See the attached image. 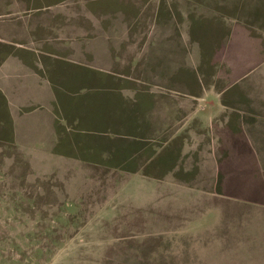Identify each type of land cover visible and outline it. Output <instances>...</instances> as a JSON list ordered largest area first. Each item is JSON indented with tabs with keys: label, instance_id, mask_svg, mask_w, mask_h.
Masks as SVG:
<instances>
[{
	"label": "rangeland",
	"instance_id": "1",
	"mask_svg": "<svg viewBox=\"0 0 264 264\" xmlns=\"http://www.w3.org/2000/svg\"><path fill=\"white\" fill-rule=\"evenodd\" d=\"M10 2L0 0V12L14 11L1 15L0 25L18 15L28 17ZM46 3L58 7L60 0ZM154 3L159 7L149 12V23L146 14L136 22L138 29L129 20L132 29L122 31V45L115 48L117 62L107 67L120 74L117 84L122 81L125 94L94 87L100 84L94 74L90 86L78 87L88 79L86 70L72 76L67 68L68 77L60 67L54 70L56 82L70 87L60 105L69 109L65 120L58 105L57 129L81 127L83 141L77 144L69 133V142L36 162V173L30 159L0 131V264H195L194 217L215 216L211 204L217 191L208 183L182 188L128 172L160 176L174 170V176L181 171L189 176L212 152L222 154L221 167L237 166L244 152L248 157L244 136L230 131L240 108L264 105V0H188L187 6L185 0L180 12L170 10L165 0ZM153 20L169 21L175 28H147ZM10 29L5 35L18 38ZM40 34L50 40L51 30ZM42 48L62 52L55 44ZM93 58L91 65L102 66ZM147 88L155 90L152 96L135 92ZM170 99L200 102L208 113L216 112L220 102L226 106L211 125L189 111L176 112L162 125L153 111ZM59 148L74 156H61ZM179 225L186 230L163 229Z\"/></svg>",
	"mask_w": 264,
	"mask_h": 264
},
{
	"label": "crops",
	"instance_id": "2",
	"mask_svg": "<svg viewBox=\"0 0 264 264\" xmlns=\"http://www.w3.org/2000/svg\"><path fill=\"white\" fill-rule=\"evenodd\" d=\"M98 1L64 0L61 2L60 0L58 7H54L53 4H47V0H12L10 5L15 3L18 9L23 10L28 17L25 19V16L18 15L16 20L12 19V23L8 19L6 23L0 25L2 30L0 34L1 138L22 151L24 156L30 159L32 166L38 164L36 162L42 159L43 155H54L52 152L55 150L52 151V149L58 147L59 143L69 142V133L74 135L73 141H77V144L84 140L83 135L86 134L79 132L82 131L81 127L78 131H58L56 112L60 109L63 116L61 119L66 117L63 113L69 109L68 107L61 109L60 105L65 94L70 93V87L66 81H62L63 84L66 82L65 86L56 82L54 70L60 67L62 74H67L64 72L68 68L72 76H75L78 70H86L88 79L81 82L78 87L89 85L88 81L90 82L94 74L93 77L100 80V84L94 87L101 86L125 94L122 81L118 80L117 84V76L120 74H117V71H108L107 67L117 62L118 55L115 48L122 45L124 37L122 31L138 29L140 25L138 26L136 22H140V15H148L149 23L151 17L149 12H152L154 7H159L154 0H101V3H97ZM122 1L128 5L126 7H130V10L121 5ZM165 2L170 10L180 12L179 8L183 7L185 0L170 2L165 0ZM36 3H41L40 5L43 6H31ZM187 3L188 0H186V6ZM164 8L169 10L167 6ZM6 11L8 12H0V16L14 12H9L10 9ZM47 12H52V15L45 16ZM128 14L130 18L127 17ZM177 20L176 24L181 22ZM169 23L164 20H153L147 28L174 29L175 25L171 27ZM6 28H11L12 34H16L18 38L7 37L4 33ZM44 30H51L50 40L40 34ZM61 31H67V33ZM90 31H98V33H89ZM45 40L48 42L45 44H55L62 50L60 52L62 54L44 53L42 46L45 45ZM91 56L97 62L103 63L102 66L91 65ZM75 57L77 60H74ZM97 71L102 75L98 73L97 75L95 73ZM106 77L111 83L110 86H107L105 82ZM64 79L67 78L64 76ZM139 91L152 96L155 90L153 88H147L145 91L135 90V92ZM189 94L196 100L202 98V96H195L196 94L192 92ZM200 105L201 103L197 101L170 99L164 101L160 110L153 111V114L161 117L160 121L163 125L168 120H173L176 112L182 115V111H189L188 113L194 118L198 116L201 121L204 120L211 125L217 112L226 106L220 102L217 109L215 108L216 112L212 110L208 113L207 106L200 107ZM240 109H242L241 116L234 121L230 133L238 131L242 134L249 149H245L248 157L244 152L237 166L228 164L221 167L222 154L215 155V152H212L207 160L209 162L206 160L200 162L198 167H194L192 173H187L189 176H184L185 171L178 173L179 176H174V170L163 172L160 176H156L153 172L148 174L140 171L128 172L143 173L142 175L146 178L157 180L161 184L162 182L168 185L177 183L182 188L201 187L208 183L212 191H217L216 200L214 199L211 204V209L214 211L212 213L215 216L194 217L195 264H264V105L250 104ZM252 109L254 111L251 113ZM248 114L254 117L248 119L246 118ZM73 119L76 120V114ZM60 122L66 125V121ZM217 126L219 129L221 125L217 123ZM29 142L40 144L27 146L26 143ZM42 143L47 147L44 148ZM59 151L63 152L60 155L65 158L74 156L66 150ZM229 152L225 150L226 157L229 156ZM36 167L34 166V172L39 173V167ZM204 175L207 176L204 177ZM237 188L243 191H238ZM163 229L186 230L182 225Z\"/></svg>",
	"mask_w": 264,
	"mask_h": 264
}]
</instances>
